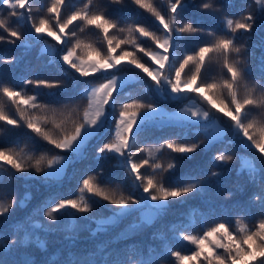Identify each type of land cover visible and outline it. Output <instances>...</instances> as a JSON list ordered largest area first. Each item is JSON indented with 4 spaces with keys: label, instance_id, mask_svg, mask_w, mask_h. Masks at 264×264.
<instances>
[{
    "label": "snow or ice",
    "instance_id": "snow-or-ice-1",
    "mask_svg": "<svg viewBox=\"0 0 264 264\" xmlns=\"http://www.w3.org/2000/svg\"><path fill=\"white\" fill-rule=\"evenodd\" d=\"M71 2L72 0H51L45 15L36 19L32 16L30 0H0V5L9 10L8 17L0 18V29L7 33V37L0 34V41L7 39L13 44L17 41L24 44L25 40H43L48 44L45 37H50L61 47L51 45L42 50L50 56L49 62H53L58 56L59 60L67 65L68 69L78 73L80 78L99 73L104 77L103 82L83 88L81 96L87 100V105L82 112L69 108L68 105H65L64 109H58L40 102L41 95L54 96L56 90L65 88L61 80L26 78L22 81L24 87L19 89L0 84V133L6 130L7 126L24 127L30 130L34 137H39L55 149L73 154L81 153L89 138L97 135V130L106 123V106L114 107L116 102L113 94L119 95L123 91V81L119 76L109 74L110 69L132 71L130 66H134L151 78L154 83L150 87H154L165 100L195 99V102L181 108L179 114H169L155 102L132 99L130 103H122L118 115H114V137L98 149V154L115 153L121 157L120 162L128 168L135 190L142 189V198L132 192L125 194L123 191L117 192L102 187L95 176H88L83 179L79 194L75 198L60 199L48 206L42 215L49 222L55 223L59 219L57 213L62 210L72 209L80 214L91 213L94 203L91 197L94 196L114 205L113 215L117 218L141 209L148 210L151 215L145 217L147 223L165 212L172 200L189 194L204 193L209 187L206 181L191 176L182 178L179 183L166 184L165 173L177 168L176 158L165 165L157 160L154 152L168 149L188 159L201 147L211 149L226 142H239L248 149H254L259 153L261 167L258 168L254 160L243 159L223 149L212 158L213 167L220 168L221 171H212L210 175L219 176L227 170L229 163L240 161V170H247L253 183L256 182V177L260 176L261 192L253 199L264 209V52H261L258 64L260 76L257 83L250 86L248 81L252 68L247 60L241 58L243 46L236 43V33L239 30L250 32L256 23L255 17L248 14L236 20L225 18L226 31L223 35L217 36L209 31L207 35L211 39L207 43L197 46L190 54L186 52L182 58L172 60L170 50H178L183 39L205 33L203 28L192 22H178V9L195 6V0H168L167 19L153 3L147 0H130L132 4L155 17L162 26V37L144 26L130 25L125 29L112 20L108 15V8L111 5H122L125 0H82L81 7L73 8L70 14L62 15V10ZM255 3L264 11V0H255ZM199 8L205 11H219L209 0H202ZM20 9H25L27 15L18 11ZM11 17L17 18L18 25L21 21L30 24L27 35L9 25ZM77 21L80 22L81 33L85 29L96 31L101 37L100 48L95 47L92 42L82 40L76 31L70 29V25ZM115 31H127L128 35L126 38H117ZM140 37L151 39L156 48L162 51L141 47L138 42ZM127 46H131L133 51L127 50ZM261 48H264V43ZM117 49H120L119 55L114 54ZM137 49L156 66L148 65L138 57L135 54ZM82 51L84 55L81 54ZM13 60L3 62L12 63ZM122 61L127 63L121 66ZM213 61L220 66L221 74L219 78L209 80L202 73V69H206ZM28 85L33 86L34 94H27ZM38 89H46L47 92L42 93L37 91ZM190 94H195V98ZM73 113L75 119L71 120L72 127L68 128L66 124ZM157 120L178 122L181 126H194L203 131L205 142L187 143L169 138L155 149L136 148V152L147 151L149 158L135 161L133 157L136 152L132 149L140 133L145 130L149 121ZM0 161L3 162L0 163L2 183V174H7L8 179L16 178V173H42L45 177L57 175L63 169L66 157L57 154L48 158L43 154L36 156L34 152H25L23 148L0 147ZM146 165L152 169L151 175L141 173L140 169ZM231 195L227 194L229 198ZM17 206L19 202L14 197L7 202L0 201V218L8 215ZM252 219L244 208L240 209L234 221L228 217H216L209 224L208 218L202 217L200 231L191 234L189 228L194 230L196 227V216L193 215L188 225L176 229L177 241L182 245L183 242H188L183 248L189 254L184 255L180 250H172L169 246L165 249L166 256L161 258H174L172 264H264V211L255 223H252ZM24 231H28L26 223ZM22 242L18 238L12 239L9 247Z\"/></svg>",
    "mask_w": 264,
    "mask_h": 264
},
{
    "label": "trees",
    "instance_id": "trees-1",
    "mask_svg": "<svg viewBox=\"0 0 264 264\" xmlns=\"http://www.w3.org/2000/svg\"><path fill=\"white\" fill-rule=\"evenodd\" d=\"M50 2L51 0H30L32 16L38 19L45 15L46 7ZM147 2L153 3L167 19L168 0H147ZM201 2L202 0H195V6L178 9V22H192L203 28L205 33L183 39L178 50H170V59L182 58L186 52L190 54L197 46H203L211 39L207 35L209 31L217 36L223 35L226 31L225 18L236 20L252 14L256 19L254 28L250 32L239 30L236 33V43L238 46H243L241 58L247 60L252 68L249 85L256 84L260 76L258 64L261 52H264V48H261V44L264 43V27L261 24L257 32H255V27L264 19V11L255 3V0H209L219 8V11L202 10L199 8ZM81 6L82 0H72L71 4L66 5L62 10V15L70 14L73 8ZM18 11L25 12L27 15L25 9ZM8 12L6 6L0 5V18L8 17ZM108 15L125 29L130 25H141L157 36L162 37L163 35L162 26L155 20V17L145 9L132 4L130 0H125L122 5H111L108 8ZM16 21V17H11L9 25L27 35L30 24L21 21L18 25ZM80 27L79 21L70 25V29L76 31L82 40L92 42L95 47L100 48L101 37L96 34V31L85 29L81 33ZM0 34L7 37V33H4L2 29H0ZM115 35L122 39L126 38L128 33L127 31L123 33L115 31ZM45 39L48 44H45L43 40L31 42L25 40L24 44L20 41L13 44L7 39L0 41V84L19 89L24 87L22 81L26 78L61 80L65 88L56 90L54 96L41 95L40 102L53 105L58 109H64V106L68 105L69 108L82 112L87 105V100L81 96L83 88L102 82L104 77L101 74H95L80 78L79 74L68 69L58 56L53 62H49L50 56L42 50L51 45L60 48L61 45L50 37H45ZM138 42L146 49L160 50L149 38L140 37ZM127 50L133 51V48L127 46ZM119 53L120 49H117L114 54L119 55ZM81 54L84 55L83 51ZM135 54L141 57L146 64L156 66L138 49L135 50ZM6 60H13V62L4 63L3 61ZM176 66L178 67V63ZM130 67L132 71L116 70L109 74L141 72L134 66ZM202 73L209 80L219 78L220 66L213 61L206 66V69H202ZM147 80L151 83V80L148 78ZM37 91L47 92L46 89ZM26 92L28 95L34 94L33 86H26ZM190 95L195 98V94ZM114 97L116 102L114 107H110L109 123L88 142L82 155L67 166L66 179L63 182L57 184L45 182L42 180L44 177L42 173L32 175L16 173L14 179H8L7 174H2L0 201L7 202L14 197L19 202V206L0 218V262L2 264H105V262L108 264H141V262L172 264L174 258L166 260L161 257L166 256L165 249L169 246L172 250H180L184 255L189 254L183 248V245H187L188 242H183L182 245L177 241L176 229L188 225L193 215L196 216V227L194 230L189 228L191 234L200 231L202 217H207L209 224L216 217L221 219L228 217L234 221L241 208L246 209L249 216L253 218L252 223L260 219L264 209L253 199L261 192L262 182L259 175L253 183L247 170H240L238 160L229 163L223 174L216 177L210 175L212 171H221L220 168L213 167L212 158L223 149L243 159L254 160L257 167H261L259 153H256L254 149H248L239 142L235 144L226 142L217 144L211 149L201 147L188 159L168 149L154 152L157 160L165 165L174 157L176 158L177 168L165 173L166 184L179 183L182 182V178L191 176L206 181L209 187L204 193L189 194L186 197L172 200L165 212L147 223L145 217L151 215L148 210L141 209L117 218L113 215L114 205L94 196L91 197L94 202L91 213L80 214L72 209L62 210L57 213L59 217L57 222H49L42 213L47 211L48 206L60 199L75 198L79 194L83 179L88 176H95L102 187L117 192L123 191L125 194L132 192L135 196L142 198V189L135 190L128 168L120 162L122 158L115 153L98 154V149L114 137V115H118L122 103H130L132 99H138L163 104L164 110L170 111L180 108L183 104L195 102L194 99L193 101L178 100L173 103H164L144 82L127 86L119 95L114 94ZM255 114L256 110L253 111V115ZM217 115L222 116L220 113ZM72 119H75V113L68 119L66 127H72ZM33 137L34 134H30V130L24 127L7 126V129L0 133V147L23 148L25 152H34L36 156L43 154L48 158L56 154H70L55 149L39 137ZM169 138L187 143L205 142L203 131L196 127L181 126L178 122L166 121L148 123L132 150L136 152V148L155 149ZM228 139H231V133L228 134ZM148 158L147 151L136 152L133 157L137 162ZM0 163L3 162L0 161ZM140 171L145 175L152 174V169L147 165ZM228 193L232 194L230 198L227 196ZM25 223L28 225L27 232L24 231ZM17 238L23 242L9 247L10 241Z\"/></svg>",
    "mask_w": 264,
    "mask_h": 264
},
{
    "label": "rangeland",
    "instance_id": "rangeland-1",
    "mask_svg": "<svg viewBox=\"0 0 264 264\" xmlns=\"http://www.w3.org/2000/svg\"><path fill=\"white\" fill-rule=\"evenodd\" d=\"M158 51H162V49L158 50ZM94 56V55H93ZM87 59V58H86ZM127 62L126 61H122V65L121 66H124ZM117 69H110L109 70V73H112L113 71H116ZM99 74V73H97ZM117 76H119L121 78V80L123 81V89H125L127 86H130V85H133L135 83H146L149 87L151 85H153V81L151 80L150 77H147V75L145 73H143L142 71L140 73H137V74H132V73H126V72H122V73H118V74H115ZM147 78L149 80H151V83L150 81L147 80ZM103 82V81H102ZM101 83V82H100ZM99 84V83H98ZM96 85V84H95ZM150 89L152 90V92L154 93V95L157 96V98L160 100V101H163L164 103H173V102H176L178 100H174V99H170V100H165L163 98V96H161L159 93L156 92L155 88L154 87H150ZM115 94V93H114ZM113 94V95H114ZM188 104H183L180 108H177V109H172L170 111H165L164 108L165 106L163 104H160V107L164 110L165 113H177L179 114L180 113V109L181 108H184L185 106H187ZM110 107L111 106H106V111H108V118H107V121L105 124H103L101 126L100 129L97 130V133L99 134L106 126L107 124L109 123V120H110ZM167 120H165L164 122H166ZM160 122L159 120H157L156 122H152V121H149L148 123H158ZM97 134V135H98ZM114 134H115V129H114ZM96 135H94L93 137L89 138V140L86 142L83 150L81 153H78V154H73V153H70V154H60V155H64L66 157V161L64 163V166H63V169L57 174V175H53L51 177H43L42 180L45 181V182H48V183H54V184H57V183H61L63 182L65 179H66V168L67 166L73 162L76 158H78L80 155H82V153L84 152L85 150V147L86 145L88 144V142L94 138ZM57 155V154H56Z\"/></svg>",
    "mask_w": 264,
    "mask_h": 264
},
{
    "label": "water",
    "instance_id": "water-1",
    "mask_svg": "<svg viewBox=\"0 0 264 264\" xmlns=\"http://www.w3.org/2000/svg\"><path fill=\"white\" fill-rule=\"evenodd\" d=\"M264 23V19H262L255 27V32H257L259 26Z\"/></svg>",
    "mask_w": 264,
    "mask_h": 264
}]
</instances>
